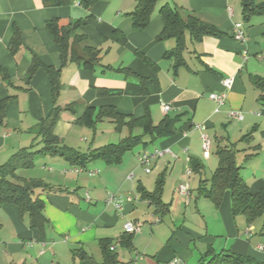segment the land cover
<instances>
[{
  "label": "crops",
  "instance_id": "0c3cea01",
  "mask_svg": "<svg viewBox=\"0 0 264 264\" xmlns=\"http://www.w3.org/2000/svg\"><path fill=\"white\" fill-rule=\"evenodd\" d=\"M80 1L0 0V99L9 97L0 128V165L20 148L39 143V123L54 105L60 110L53 132L65 145L85 154L125 137L102 143L97 135L104 130L97 125L107 119L98 121L94 129L76 121L88 107L91 118L104 106L132 117L148 113L153 123L168 115L174 118L171 133L149 143L151 148L149 144L134 146L117 163L98 158L84 168L47 153L35 156L40 158L38 164L34 160L32 167L18 168L20 180L39 179L48 185L34 193L43 202L47 221L32 227L16 204L0 203V264L100 263L101 242L113 247L116 264H165L174 256L187 264H205L214 254L228 250L264 262L257 224L232 215L229 190L218 206L199 193L202 181L209 180L217 167L218 145L235 142L252 131L250 146L240 144L246 149L243 156L258 155L264 148V104L252 80L264 77V19L253 15L244 21L242 0H158L148 25L137 30L127 15L137 0H97L90 7ZM164 4L197 15L223 35L204 36L197 42L187 36L184 62L175 66L172 57L164 56L174 47V39H156L163 28L159 8ZM51 19H57L58 25L79 21L77 33L83 40L76 49L80 54L85 45L98 49V64L86 67L70 60L63 64L60 47L46 27ZM235 23L242 24L243 40L232 35ZM15 28L22 44L11 54ZM141 55L154 65L144 62ZM34 59L40 65L29 76ZM44 66L60 70L55 101ZM228 76L234 78L233 85L218 106L209 93L224 91L222 79ZM163 104L170 106L166 112ZM231 110L242 112L243 119L231 118ZM202 134L211 141L208 157L202 153ZM139 145L141 149L134 151ZM253 145H258L257 150ZM155 149L163 153L150 163L159 169L151 178V171L141 169L137 155ZM192 164L198 167L190 179L187 169ZM204 169L209 177L202 176ZM130 173L131 180L127 179ZM160 174L164 175L160 195L167 207L164 213L141 192L153 191ZM185 178L190 179L188 199L177 192L180 183L188 182ZM247 184L252 193L264 188V174ZM110 194L122 197L120 209L107 203ZM127 221L140 225L129 247L122 243ZM84 252L87 256H80Z\"/></svg>",
  "mask_w": 264,
  "mask_h": 264
},
{
  "label": "trees",
  "instance_id": "16d2710c",
  "mask_svg": "<svg viewBox=\"0 0 264 264\" xmlns=\"http://www.w3.org/2000/svg\"><path fill=\"white\" fill-rule=\"evenodd\" d=\"M97 0H81L80 2L90 7ZM158 0H137L135 7L127 15L132 21V27L137 30L144 29L150 22L152 12ZM242 18L249 22L253 15L264 17V1L255 2V0H242ZM159 14L163 20V28L156 36L158 41L173 38L175 45L167 50L165 57H172L174 65L178 66L184 62L182 52L186 48V37L191 42L200 41L204 36H222L212 24L202 21L193 13H183L177 7L167 4L159 8ZM80 22L76 21L66 25H58L57 19H51L46 22V27L51 33L54 41L60 47L62 63L68 60L76 61L86 67H94L99 62V50L91 46H82L80 54L76 46L83 40V36L77 33ZM264 36V27L261 31ZM22 44L20 31L15 28L9 43L11 54H14ZM141 59L148 65L153 66L154 62L145 55ZM40 63L35 60L31 63L28 75L34 72ZM48 74L50 83V92L55 101V97L60 87V70L51 66H44ZM3 73V77L5 78ZM141 80V79H140ZM253 83L259 91L258 100L264 104V77H253ZM143 83L144 81L141 80ZM9 97L0 99V128L4 125L5 107ZM70 105L65 108L69 109ZM59 107L52 106L50 113L39 123L38 134L40 136L41 147L34 149L35 145L22 147L12 154L10 158L0 165V203L9 202L18 206L20 215H27L32 227H40L41 223L47 221L43 213V202L34 195L35 189L47 188L48 185L39 179L20 180L16 173L18 168H30L34 165V157L41 154H52L64 156L70 163L86 167L87 163L94 159H103L108 163H117L121 160L124 152L130 150L138 144L147 145L158 138L167 136L171 133L170 126L174 123V118L165 115L158 123H153L148 113L141 117H132L117 111L113 106H104L97 109L95 115L89 117V107L84 114L76 119L80 124H89L93 129L98 121L107 119L114 124L116 130L121 131L123 127L128 129V135L119 142L109 143L100 147L91 149L87 154L72 149L61 142L60 138L53 132V127L58 120ZM89 117V118H88ZM135 129H140L139 133H134ZM147 138V139H146ZM253 132L249 131L243 134L237 141H228L223 145H218L215 154L218 158V164L209 180H203L199 193L211 199L216 206L220 204L225 190H229L231 198V213L235 217L241 215L247 223L253 222L259 216L264 214V188H260L255 193L250 191V187L244 181L240 174L242 168L236 162V155L246 149H242L240 144H247L248 147L253 142ZM247 147V148H248ZM258 145L251 146L257 150ZM246 154L245 156H251ZM198 164L190 165L191 172L196 171ZM164 183V175L160 174L156 180L153 191L141 190L142 196L149 199L157 205L158 210L164 213L167 210L166 204L161 202V191ZM206 184H208L206 186ZM133 232H125L122 237V243L130 246ZM103 260L95 264H116V252L110 248L108 243L101 242ZM86 257V253L80 254ZM205 264H264V262L231 252L230 250L210 257Z\"/></svg>",
  "mask_w": 264,
  "mask_h": 264
},
{
  "label": "built area",
  "instance_id": "2783aa9c",
  "mask_svg": "<svg viewBox=\"0 0 264 264\" xmlns=\"http://www.w3.org/2000/svg\"><path fill=\"white\" fill-rule=\"evenodd\" d=\"M232 35L236 40H243L244 39V30L242 27L241 23H235L232 29ZM233 80L234 78L232 76H228L222 79V86L224 91L220 93H209V98L214 100L216 104L219 106L225 102L226 99V91L230 90L232 85H233ZM170 106L168 104H163L162 109L163 111L169 110ZM218 110V109H216ZM231 118L237 119V120H242L243 119V114L242 112L238 110H231L228 114ZM202 143H201V148H202V153L204 157H208L210 155V146H211V141L208 135L202 134L201 135ZM163 153V150L161 149H155L152 152L149 151H143L137 155V162L139 163L140 166L143 167L144 171L148 173L150 171L149 165L152 161V159L161 156ZM77 171V169H75ZM191 173L190 168L187 169V175ZM133 177V173H130L127 175V179L131 180ZM177 192L184 196L186 199H188L189 194H190V187L187 181L180 183L177 187ZM107 203H112L117 209H120L123 204V199L121 196H117L114 194H110L107 198ZM124 228L127 232H138L140 230V225L136 224L132 221H127L124 224ZM111 249H113L112 246H110ZM262 248V247H261ZM165 264H187V262L179 257V256H174L171 259H169Z\"/></svg>",
  "mask_w": 264,
  "mask_h": 264
},
{
  "label": "rangeland",
  "instance_id": "374dc122",
  "mask_svg": "<svg viewBox=\"0 0 264 264\" xmlns=\"http://www.w3.org/2000/svg\"><path fill=\"white\" fill-rule=\"evenodd\" d=\"M262 1H264V0H255V2H262ZM255 18L264 19L262 16H258V15L254 16V19ZM111 125L112 124H110L107 120L98 123L97 128L100 129V130L101 129L104 130V133L99 132L98 135H97V137L101 138V140H102L101 142L102 143L103 142L104 143L116 142L122 136H126L127 135V129L126 128L123 127V130H122L123 133H120V132H118V130L115 129V127L113 125L112 126ZM139 132H140L139 129L135 130V133H139ZM38 142L39 143H37V141H36V144L34 146L35 149H37L38 147H41V145H42L40 140ZM151 147H153V145L149 144L148 148H151ZM138 149H141L140 145L135 147L134 151H136ZM147 150H149V149H147ZM243 155H244L243 152H239L236 155V161H237V164L242 165V169H241L240 173H241V176L243 177V179L245 180V182L248 183L250 178L259 177V176L264 174V148L261 150V152L258 155H254V156H251V157H248V158H245ZM39 159H40L39 157H35V159H34L35 160V164L39 163V161H40ZM149 168L151 169L150 170L151 172L148 175H150L151 178H155V176L157 175L159 169L155 168L154 165H150ZM141 169H143V167ZM188 176L190 177V179L192 178V175H188ZM202 176L203 177L204 176L205 177H209L210 176V172L207 169H204ZM186 179L187 178H185V180ZM190 179H187L189 184H190ZM238 217H241V216L239 215ZM254 221L257 224V230H256L257 234L256 235L260 239V241H258V242H259V244L264 246V214L259 216ZM189 264H194V262L190 261Z\"/></svg>",
  "mask_w": 264,
  "mask_h": 264
}]
</instances>
